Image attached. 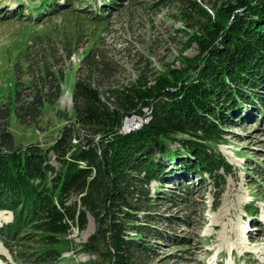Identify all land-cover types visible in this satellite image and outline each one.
I'll list each match as a JSON object with an SVG mask.
<instances>
[{
    "label": "trees",
    "instance_id": "1",
    "mask_svg": "<svg viewBox=\"0 0 264 264\" xmlns=\"http://www.w3.org/2000/svg\"><path fill=\"white\" fill-rule=\"evenodd\" d=\"M40 1L37 15L19 11L15 19L40 21L44 14L69 12L80 4L78 10L86 9L91 20L106 23L121 5L103 0L92 10L90 0H68L62 7L55 0ZM164 1L177 4L187 27L196 28L191 40L200 52L185 69H169L151 80L144 68L136 80L123 83L119 63L102 48L105 39L97 38L76 70L73 116L48 147L40 142L16 146L8 129L11 105L0 104V210L13 215L0 226V237L22 264L56 263L72 250L69 235L74 227L86 228L89 214L97 231L81 250L98 254L91 264L159 261L153 239L162 232L153 223L169 221L160 212L168 202L193 201L192 183L183 186L184 194L160 192L162 184L158 195L150 188L153 180L163 181L160 159L177 135H182L183 153L172 152V159L181 168L214 178L222 167L230 172L213 145L223 141L222 126L229 124L224 111L235 98L259 104V112L264 108V0H230L219 8L216 2L211 11L197 0ZM7 14L3 18L10 19ZM42 38L16 60L13 104L24 124H39L45 104L57 103L82 32ZM133 116L150 119L123 132L124 120Z\"/></svg>",
    "mask_w": 264,
    "mask_h": 264
},
{
    "label": "rangeland",
    "instance_id": "2",
    "mask_svg": "<svg viewBox=\"0 0 264 264\" xmlns=\"http://www.w3.org/2000/svg\"><path fill=\"white\" fill-rule=\"evenodd\" d=\"M67 1L55 0L61 7L66 6ZM197 1L210 11L216 2L218 8L230 2ZM119 2L121 5L111 11L109 21L98 23L87 16L86 9L78 10L80 4H75V9L69 12L44 14L40 21L15 19L19 11L24 15H37L35 10L42 2L0 0V104L11 105L8 129L16 146L40 142L48 147L72 118L76 70L82 56L99 37L105 39L102 48L119 63V78L123 83L136 80L144 68L149 71L151 80L169 69H185L189 58L198 56V44L191 40L196 28L187 27L177 4L163 0ZM90 3L95 10L104 2L90 0ZM6 14L10 19L3 18ZM76 31L82 32V40L78 52L68 62L62 95L55 105L45 104L39 124L21 123L13 104L18 55L36 38L46 40L49 36ZM258 106H249L244 98L237 97L235 102L229 103V111H224L229 116V124L222 126L223 141L213 146L231 166L229 173L222 167L214 178L209 174L199 175L195 169L181 168V162L172 159V152L180 149V154L183 153L179 142L182 135L169 141L170 153L160 159L164 179L162 182L153 180L151 192L158 195L156 192L162 184L160 192L184 194L183 186L192 183L194 191L190 197L193 201L179 206L168 202L161 209L169 221L153 223L162 232V237L153 239L159 253V261L154 264H264V108L259 112ZM144 110L150 113L148 108ZM60 111L66 117H61ZM149 119V116L128 117L122 130L140 128ZM51 162L59 167L52 153ZM0 213H3L0 226L12 221V212L0 210ZM88 218L85 229L74 227L69 235L72 250L65 251L54 264H91L99 260L98 254L81 250L82 244L97 231L94 217L89 214ZM15 253L0 237V264H22L16 260Z\"/></svg>",
    "mask_w": 264,
    "mask_h": 264
},
{
    "label": "bare ground",
    "instance_id": "3",
    "mask_svg": "<svg viewBox=\"0 0 264 264\" xmlns=\"http://www.w3.org/2000/svg\"><path fill=\"white\" fill-rule=\"evenodd\" d=\"M8 213H11V212H9V211H7ZM0 214H3V213H0ZM213 226H215L216 227V224L215 225H213Z\"/></svg>",
    "mask_w": 264,
    "mask_h": 264
}]
</instances>
